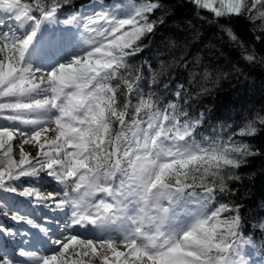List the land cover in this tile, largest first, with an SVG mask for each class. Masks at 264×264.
<instances>
[{
	"label": "snow or ice",
	"instance_id": "1",
	"mask_svg": "<svg viewBox=\"0 0 264 264\" xmlns=\"http://www.w3.org/2000/svg\"><path fill=\"white\" fill-rule=\"evenodd\" d=\"M167 2L91 0L62 18L67 0H0V120L10 122L0 125V193L64 217L41 223L0 198V213L51 248L10 254L9 240L32 233L0 223V264H264V213L246 218L234 191L239 171L264 159V108L202 132L205 113L191 110L183 84L133 66L170 19ZM186 3L201 19L211 13L247 64L264 66V0ZM52 25L67 33L46 42ZM160 84L174 100L162 102ZM253 252L260 259H245Z\"/></svg>",
	"mask_w": 264,
	"mask_h": 264
},
{
	"label": "trees",
	"instance_id": "2",
	"mask_svg": "<svg viewBox=\"0 0 264 264\" xmlns=\"http://www.w3.org/2000/svg\"><path fill=\"white\" fill-rule=\"evenodd\" d=\"M88 1L67 0L61 15L75 11ZM165 8L170 19L159 27L152 43L135 58L133 66L144 65L149 78L150 71H155L158 79L169 82L174 90L183 84L193 97L191 110L195 114L205 113L202 132H219L224 125L238 127L250 112L264 108V66L249 65L241 59L239 52L222 35L221 27L211 22V13L203 11L202 15L208 19H201L194 15L193 6L186 0H168ZM233 27L239 33L250 35L244 24ZM260 49L264 53V46ZM193 69L197 84L191 83ZM206 73L208 78L203 79ZM200 85L207 92L197 96L195 93ZM156 87L160 93L167 92L162 84ZM169 99H175L171 92L161 96L162 102ZM256 143L264 144V139ZM239 174L241 179L235 182L234 191L235 199L243 206L244 216L252 218L264 213V159L256 158Z\"/></svg>",
	"mask_w": 264,
	"mask_h": 264
},
{
	"label": "rangeland",
	"instance_id": "3",
	"mask_svg": "<svg viewBox=\"0 0 264 264\" xmlns=\"http://www.w3.org/2000/svg\"><path fill=\"white\" fill-rule=\"evenodd\" d=\"M90 2H91V0H89L86 4H89ZM103 2L106 3L109 6L113 5L114 3L119 2V3H122L125 6V9H126L128 3H129V0H114V1H112L110 3L106 2L105 0H103ZM82 10H83V8H81L79 6L75 11H82ZM72 12L73 11L65 14L64 16H62V15L61 16H62V18L63 17H67ZM56 28L59 29V33L61 34L60 39H62L63 36L67 33V30L64 29L62 25L61 26L52 25V26H49L46 29V31H45L46 32V35H45L46 38L47 37L49 38L52 34H54V36H55L56 35V33H55ZM73 31H75V30L73 29ZM9 124H10V122H8V121L0 120V125L8 126ZM17 127H23V126L22 125H17ZM14 143H16V146L13 148V158L15 160L19 161L21 149L19 147L18 142H14ZM24 151L26 153H28L30 156H35L36 153H37V149L33 145H30V144L24 145ZM17 183H19V182H17ZM45 187H47V189L50 191L53 188L62 189L63 186L49 184L47 181H45ZM48 190H45V189L41 190L42 191V197L45 199V201H47V198H48V195H49ZM7 196H8V198H7L6 202H7V204H8L10 209H12L14 211L17 210L20 214L32 217V218L36 219L37 221H39L41 223L44 222L43 217H45V216H52V217H55V219H57V220H62L64 218L62 214L53 213L48 208H45L43 206L37 207V206L31 205L29 203V201L26 200L23 197L11 195V194H8ZM2 222L5 225H7L8 227H10V228H12L11 225L16 224L11 219H9L8 217H6L2 213H0V223H2ZM18 229L19 230L20 229H25L28 232L32 233L31 238H29L27 241H31V243H32L33 241L36 240V237H37L45 248L49 247L48 245L44 244L41 233H39L35 229H32L29 225L23 224V226L22 227H18ZM22 238L23 237H17V241L16 242H19ZM16 242H12L11 240H9L7 242L6 247H7V250L9 251L10 254L12 252L10 250V248H12V246H17ZM245 259L257 260V259H260V256L257 253L253 252L250 257L249 256H245Z\"/></svg>",
	"mask_w": 264,
	"mask_h": 264
},
{
	"label": "bare ground",
	"instance_id": "4",
	"mask_svg": "<svg viewBox=\"0 0 264 264\" xmlns=\"http://www.w3.org/2000/svg\"><path fill=\"white\" fill-rule=\"evenodd\" d=\"M55 33H56L55 36H54V34H52L49 38L48 37L46 38V36H45L46 35V32H45L44 33V36H43V40L46 41V42L49 41V40H59L60 37H61V34L59 33V29L58 28H56ZM0 198H2L4 201H7L8 196L6 194L0 193ZM28 243L30 244V246H34L36 248V250L39 248V245L37 244L36 240L33 241L32 243H31V241H29ZM50 251H51V248L50 247H46V248L44 247V250H42L41 253H43V252L50 253Z\"/></svg>",
	"mask_w": 264,
	"mask_h": 264
}]
</instances>
